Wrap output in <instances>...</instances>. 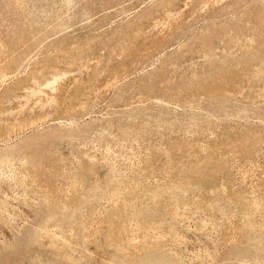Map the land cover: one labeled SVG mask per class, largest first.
Returning a JSON list of instances; mask_svg holds the SVG:
<instances>
[{"label":"rangeland","instance_id":"1","mask_svg":"<svg viewBox=\"0 0 264 264\" xmlns=\"http://www.w3.org/2000/svg\"><path fill=\"white\" fill-rule=\"evenodd\" d=\"M1 66L0 264H264V0H0Z\"/></svg>","mask_w":264,"mask_h":264},{"label":"bare ground","instance_id":"2","mask_svg":"<svg viewBox=\"0 0 264 264\" xmlns=\"http://www.w3.org/2000/svg\"><path fill=\"white\" fill-rule=\"evenodd\" d=\"M228 36H229V35H228ZM232 36H233V35H231V37H232ZM223 38H224V37H223ZM234 40H235V39H234ZM27 41H28V40H26L25 42H27ZM28 42H30V40H29ZM23 45H24V44H23ZM26 45H27V44H26ZM24 47H25V45H24ZM30 47H31V46H30ZM22 48H23V46H22ZM14 50H15V49H14ZM19 50H20V49H19ZM32 50H33V48L31 49V51H32ZM6 52H7V51H6ZM10 52H11V50H10ZM145 52H146V51H145ZM13 53H14V51H13ZM16 53H17V51H16ZM143 53H144V52H143ZM147 53H148V52H147ZM10 54H11V53H10ZM18 54H19V53H18ZM23 54H24V53H23ZM23 54H22V55H23ZM144 54H145V53H144ZM6 55H7V53H6ZM22 55L19 54V56H22ZM12 57H13V55H12ZM22 57H23V56H22ZM18 58H19V57H18ZM14 59H15V58H14ZM19 59H20V58H19ZM8 60H9V58H8ZM8 60H7V61H8ZM5 61H6V60H5ZM10 61H13L12 58H11ZM10 61H9V62H10ZM23 61H24V60H22V62H23ZM261 61H262V60H261ZM6 65H7V64H6ZM8 65H9V64H8ZM7 67H8V66H7ZM0 69H2V66H1ZM6 69H7V68H6ZM257 69H260V67H258ZM217 70H218V68H217ZM3 71H4V70H3ZM215 71H216V69H215ZM0 72H1V71H0ZM217 72H218V71H217ZM259 72H260V71H259ZM212 73H213V72H212ZM215 73H216V72H215ZM215 73H214V74H215ZM255 73H256V72H255ZM2 74H3V73H2ZM51 74H52V73H51ZM51 74H50V75H51ZM7 75H9V73L6 74V76H7ZM59 75H60V74H59ZM212 75H213V74H212ZM2 76H3V75H2ZM0 77H1V76H0ZM7 77H8V76H7ZM47 77H48V76H47ZM2 78H3V77H1L0 80H1ZM7 79H8V78H7ZM205 79L208 80V78H205ZM33 80H34V78H33ZM35 80H36V79H35ZM38 80H39V79H38ZM3 81H4V80H1V82H3ZM6 81H7V80H6ZM46 81H47V80H46ZM48 81L51 82V79L48 80ZM54 81H55V80H54ZM57 81H58V80H57ZM45 84H46V83H45ZM0 85H1V84H0ZM188 85H189V84H188ZM46 86H48V85L46 84ZM37 89H38V88H37ZM37 89H36V90H37ZM222 89H224L223 86H222ZM32 90L34 91L35 89L32 88ZM39 90H40V89H39ZM220 90H221V89H220ZM29 91H30V90H29ZM40 91H41V90H40ZM216 91H217V90H216ZM218 92H219V89H218ZM221 92H223V90H221ZM34 93H37V91L34 92ZM38 93H39V91H38ZM28 94H29V93H28ZM40 94H42V92H41ZM213 94H214V93H213ZM213 94H211L213 97H216V95L219 96L218 94H214L215 96H214ZM219 94H221V93H219ZM29 96H31V94H30ZM212 96H211V97H212ZM213 97H212V98H213ZM219 98H220V96H219ZM223 98H226V97L224 96ZM226 99H227V98H226ZM211 100H212V99H211ZM216 100H217V99H216ZM212 101H213V100H212ZM220 101H221V100H220ZM49 103H50V102H49ZM25 104H26V103H25ZM81 105H82V104L79 105V108H81V107H80ZM84 106H85V105H84ZM75 107H76V106H75ZM82 107H83V106H82ZM76 108H77V107H76ZM77 109H78V108H77ZM71 112H72V110H71ZM74 112H75V111H74ZM76 112H77V111H76ZM81 113H82V112H81ZM74 114H76V113H74ZM248 135H249V134H247V136H248ZM256 136L258 137L259 135H256ZM50 137H52V136H50ZM257 137H256V138H257ZM260 137H261V136H260ZM243 138H244V137H243ZM253 138H254V137H253ZM246 139H247V138H246ZM238 140H239V139H238ZM240 141H241V140H240ZM243 141H244V140H243ZM31 142H33V141H31ZM46 142H47V141H46ZM237 142H238V141H237ZM237 142H236V143H237ZM258 142H259V141H258ZM44 143H45V142H44ZM255 143H256V142H255ZM25 145H27V144H25ZM46 145H47V144H46ZM183 145H184V144H183ZM234 145H235V144H234ZM239 145H240V144H239ZM245 145H246V144H245ZM254 145H255V144H254ZM40 146H41V145H40ZM44 146H45V145H44ZM177 146H178V145H177ZM184 146H185V145H184ZM184 146H183V147H184ZM24 147H25V146H24ZM35 147H36V146H35ZM37 147H38V146H37ZM183 147H181V148H183ZM188 147H189V146H188ZM256 147H257V146H256ZM26 148H27V147H26ZM41 148H42V147H41ZM176 148H177V147H176ZM178 148H180V147H178ZM181 148H180V149H181ZM243 148H245V147H243ZM252 148H253V147H252ZM23 149H24V148L22 147V151H23ZM28 149H29V148H28ZM28 149H27V150H28ZM34 149H35V148H34ZM176 150H177V149H176ZM185 150H186V149H185ZM241 150H243V149H241ZM241 150H240V151H241ZM250 150H251V149H250ZM253 150H254V149H253ZM24 151H25V150H24ZM28 151H29V150H28ZM28 151H27V152H28ZM173 151H174V150H173ZM244 151H245V150H244ZM27 152H26V153H27ZM32 152H33V150H32ZM183 152H184V151H183ZM185 152H186V151H185ZM187 152H188V151H187ZM187 152H186V153H187ZM242 152H243V151H242ZM26 153H25V155H26ZM239 153H240V152H239ZM27 154H28V153H27ZM29 154H30V153H29ZM242 154H243V153H242ZM249 154H250V152H249ZM251 154H252V153H251ZM211 157H212V156H211ZM207 158H208V157H207ZM203 159H204V158H203ZM205 159H206V158H205ZM209 159H210V158H209ZM212 160H213V159H212ZM186 161H187V160H186ZM214 161H215V160H214ZM202 162H205V161L203 160ZM202 162H200V163H202ZM209 162H210V161H209ZM211 162H212V161H211ZM221 162H222V164H223V161H221ZM205 163H206V162H205ZM37 164H38V163H37ZM37 164H34V165L37 166ZM206 164H207V163H206ZM218 164H220V163H218ZM154 165H155V164H154ZM156 165H157V164H156ZM204 166H205V165H204ZM211 166H212V165H211ZM33 167H35V166H33ZM37 167H38V166H37ZM154 167H155V166H153V168H154ZM159 167H160V166H159ZM219 167H222V166H219ZM31 169H33V168H31ZM36 169H37V168H35L34 171H35ZM155 169H156V168H155ZM181 169H182V168H181ZM193 169H194V168H193ZM213 169H214V168H213ZM220 169H221V168H220ZM157 170H158V169H157ZM157 170H156V171H157ZM202 170H203V169H202ZM214 170H215V169H214ZM214 170H213V171H214ZM143 171H144V170H143ZM148 171H150V170H148ZM159 171H160V170H159ZM176 171H177V170H176ZM146 172H147V171H146ZM146 172H145V173H146ZM151 172H152V171H151ZM178 172H179V171H178ZM187 172H188V171H187ZM194 172H195V171H194ZM192 173H193V172H192V170H191V174H192ZM142 174H144V173H142ZM147 174H148V173H147ZM179 174H180V173H179ZM177 175H178V174H177ZM196 175H198V174H196ZM191 177H193V175H192ZM195 178H196V177H195ZM199 178H200V177H199ZM193 179H194V178H193ZM196 179H198V178H196ZM198 181H199V180H198ZM153 189H154V188H153ZM178 192H179V191H178ZM108 201H109V200H108ZM143 210H144V209H143ZM149 210H150V209H149ZM151 211H152V210H151ZM50 214H52V211H51ZM50 214H49V215H50ZM61 215H62V214H61ZM60 217H61V216H60ZM62 217H63V216H62ZM144 217H145V216H144ZM50 231H51V230H50ZM109 233H110V232H109ZM51 234H52V233H51ZM107 235H108V233H107ZM109 235H111V234H109ZM249 238H250V237H249ZM247 239H248V238H247ZM100 240H101V239H100ZM255 240H256V239H255ZM24 242H25V244L27 243L26 240H25ZM24 242H23V244H24ZM246 242H247V240H246ZM247 243H249V242H247ZM27 244H28V243H27ZM245 244H246V243H244V245H245ZM19 245H20V244H18V246H19ZM24 246H25V245H24ZM241 246H242V245H241ZM247 246H248V245H247ZM258 246H259V245H258ZM20 247H21V246H20ZM25 247H26V246H25ZM25 247H24V248H25ZM97 247H98V246H97ZM243 247H244V246H243ZM243 247H241V248L238 247V248H239V249H242ZM256 247H257V246H256ZM234 248H235V247H234ZM236 248H237V247H236ZM238 248H237V249H238ZM22 249H23V247H22ZM22 249L20 250V252L22 251ZM112 249H113V248H112ZM237 249H236V251H237ZM244 249H245V247H244ZM244 249H243V251H244ZM109 250H111V249H109ZM251 250H252V249H250V252H252ZM106 251H108V250H105V252H106ZM245 251H247V249H246ZM114 252H117L116 249H115ZM230 252H232V251H230ZM18 253H19V252H18ZM111 253H112V252H111ZM243 253H244V252H243ZM246 253H247V252H246ZM114 254H115V253H114ZM230 254H233V253H230ZM244 254H245V253H244ZM233 255H234V254H233ZM238 255H239V254H238ZM242 255H243V254H242ZM242 255H241V256H242ZM234 256H235V255H234ZM236 256H237V255H236ZM110 257H111V256H110ZM229 257H230V255H229ZM252 257H253V256H252ZM67 258H70V257H67ZM237 258H238V257H237ZM241 258H242V257H241ZM65 259H66V258H65ZM229 259H230V258H229ZM70 260H72V259H70ZM239 260H240V258H239ZM56 261H57V260H56ZM56 261H55L53 264H56V263L59 264V263H60V262L58 263V262H56ZM58 261H59V260H58ZM63 261H64V260H63ZM73 261H74V260H72L71 262H73ZM231 261H233V260H231ZM245 261H247L246 258H245ZM67 262H68V261H67ZM111 262H112V261H110V263H111ZM233 262H234V261H233ZM69 263H70V261H69ZM115 263H116V262H115ZM229 263H230V262H229ZM235 263H236V262H235ZM107 264H108V263H107ZM111 264H112V263H111ZM236 264H237V263H236ZM240 264H241V263H240Z\"/></svg>","mask_w":264,"mask_h":264}]
</instances>
